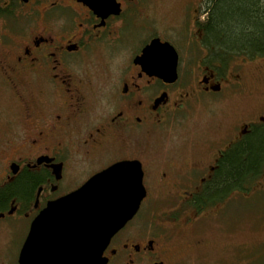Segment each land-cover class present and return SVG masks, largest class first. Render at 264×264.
I'll list each match as a JSON object with an SVG mask.
<instances>
[{
    "label": "flooded vegetation",
    "instance_id": "1",
    "mask_svg": "<svg viewBox=\"0 0 264 264\" xmlns=\"http://www.w3.org/2000/svg\"><path fill=\"white\" fill-rule=\"evenodd\" d=\"M114 2L98 11L77 0H0V84L19 106L16 120L0 121V264H20L31 223L49 203L121 162H139L145 195L98 264H264L237 211L225 209L238 198L245 208L248 190L259 194L264 161L228 191L213 188L224 158L264 130V102L179 150L154 153L152 145L206 94L247 92L248 58L235 73L220 69L205 44L202 0L184 1L170 24L155 0ZM156 39L171 46L166 57L176 56L174 79L141 58ZM152 200L179 208L154 210Z\"/></svg>",
    "mask_w": 264,
    "mask_h": 264
},
{
    "label": "water",
    "instance_id": "2",
    "mask_svg": "<svg viewBox=\"0 0 264 264\" xmlns=\"http://www.w3.org/2000/svg\"><path fill=\"white\" fill-rule=\"evenodd\" d=\"M98 11L114 0H77ZM153 40L141 55L153 73L175 78L176 56ZM171 80V79H169ZM145 195L139 162H121L49 203L31 223L20 264H98L109 238L131 219Z\"/></svg>",
    "mask_w": 264,
    "mask_h": 264
},
{
    "label": "rangeland",
    "instance_id": "3",
    "mask_svg": "<svg viewBox=\"0 0 264 264\" xmlns=\"http://www.w3.org/2000/svg\"><path fill=\"white\" fill-rule=\"evenodd\" d=\"M158 3V17L161 22L168 24L175 22L177 18L182 16L184 10V1L186 0H155ZM204 0H202L203 3ZM248 58L244 63L243 69H246L244 82H246L247 92L241 89L228 90L227 88L218 94H206L202 99L205 104L197 106L189 115L183 117V122L172 128L165 134L158 133L152 145L154 153H161L167 150H179L182 144H187L190 140L200 139L209 134L218 135L226 131L231 121L236 115L240 116L246 109L254 106H260L264 102V78L258 76L261 72L264 74V53L257 54L256 57L244 56ZM243 56L236 57L226 56L223 60L216 58L220 64L221 70H228L232 73L236 72V63L242 60ZM236 59V60H235ZM231 64L229 65V63ZM102 101H107L106 96H101ZM13 93L0 84V121L3 114L10 121L16 120L19 114V106ZM242 115L238 119H243ZM1 124V123H0ZM179 148V149H177ZM2 152H0V162L3 160ZM264 184L261 185V191L258 195H252L253 190H248V199L244 202L243 209H240L242 201H233L227 205L226 210L237 211L233 213L240 226L243 223L247 227V239L249 242V250L264 251V221L259 219L257 214L262 211H256L257 208L264 206ZM258 200V201H257ZM150 206L154 210L164 211L168 209H178V203H169L165 201L152 200ZM215 209V208H212ZM239 211H248L242 213ZM247 215V218L243 216ZM234 220V218H233ZM224 226L228 223H224ZM235 225V224H234Z\"/></svg>",
    "mask_w": 264,
    "mask_h": 264
},
{
    "label": "trees",
    "instance_id": "4",
    "mask_svg": "<svg viewBox=\"0 0 264 264\" xmlns=\"http://www.w3.org/2000/svg\"><path fill=\"white\" fill-rule=\"evenodd\" d=\"M202 10L205 44L220 61L228 55L264 53V0H204ZM223 161L213 188L226 192L258 172L264 161V130L249 135Z\"/></svg>",
    "mask_w": 264,
    "mask_h": 264
}]
</instances>
